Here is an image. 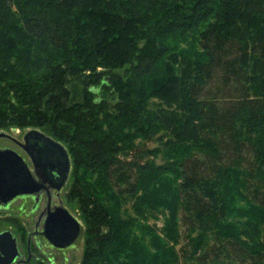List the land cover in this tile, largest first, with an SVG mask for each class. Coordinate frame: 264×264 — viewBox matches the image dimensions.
I'll use <instances>...</instances> for the list:
<instances>
[{
    "label": "trees",
    "instance_id": "16d2710c",
    "mask_svg": "<svg viewBox=\"0 0 264 264\" xmlns=\"http://www.w3.org/2000/svg\"><path fill=\"white\" fill-rule=\"evenodd\" d=\"M13 127L45 129L98 176L72 189L82 264L136 249L129 198L142 218L168 213L175 245L188 233L184 264H264V0H0V131ZM148 142L184 149L171 192Z\"/></svg>",
    "mask_w": 264,
    "mask_h": 264
},
{
    "label": "flooded vegetation",
    "instance_id": "af4514ba",
    "mask_svg": "<svg viewBox=\"0 0 264 264\" xmlns=\"http://www.w3.org/2000/svg\"><path fill=\"white\" fill-rule=\"evenodd\" d=\"M30 131L42 133L44 139L28 137ZM16 132L2 131L7 136L0 138L4 140L0 152L6 154L3 164L14 173L12 182L0 190V264H58L63 259L60 255L72 248L80 236L63 248L54 242H66L73 220L80 224V235L85 229L80 209L82 218L72 210L75 201L79 207V200L72 190L75 180L71 152L62 141L39 128L19 136ZM51 141L62 146L65 156ZM57 225L63 227V232L54 234L51 231Z\"/></svg>",
    "mask_w": 264,
    "mask_h": 264
},
{
    "label": "rangeland",
    "instance_id": "374dc122",
    "mask_svg": "<svg viewBox=\"0 0 264 264\" xmlns=\"http://www.w3.org/2000/svg\"><path fill=\"white\" fill-rule=\"evenodd\" d=\"M182 46L186 48L189 47V46H185V44H183ZM12 129L17 130L18 132H16L15 135L19 136L31 128L26 127L23 129H18L17 127H13L2 131L10 133ZM41 130L48 133L45 129H41ZM141 142L142 140L140 139L137 141L138 144H140ZM3 143L4 140L0 139V145ZM63 144L70 150L69 143L63 142ZM145 150H154V154L152 156H149V160L153 161L157 167H163V168L168 167L165 170L166 173L162 174L160 172H154L153 175L158 174V178L155 183L157 184L156 186L157 188H161L164 191L171 192V190L174 189L179 182L177 174H175V171L177 169L176 162L181 158L180 154L181 153L183 154L182 150L184 149L180 150L179 147V148L166 150L163 148H157V144H155L154 142H148L146 143L145 147L142 148L141 151L143 152ZM71 156H72V180L73 181L75 180L74 182H76V178H78L81 184H83L84 186H88L89 190H91V192H94V187L98 186V176L97 175L91 176L89 172H87V167H85V165L82 164L79 156H77V159H79L77 165L79 167H76L74 163L75 161L74 157L73 155ZM156 195H157L156 199L152 201H157V199L161 198L163 194L157 193ZM130 200L131 198L124 200V205H122L123 208L122 216L125 219L128 218L134 219V221H136L138 225V227H135V229L133 230V233L131 234V238L129 240L130 246L136 247V249L122 253L118 251L119 250L118 248H115V253H112L109 256L108 260L113 261L112 264H132L133 262H137L138 264L140 263L184 264L182 258H183V254L185 253V250L188 249L186 246V244L189 243V240L187 239L186 236L188 233H185V230L183 229L181 231V239L179 241V244L175 245L171 237V234L174 240H176L178 234H175L173 231L174 223L173 222L169 223L168 213L163 211L153 212L151 210H146V212L143 213V218H142L141 216H138L134 211V204H136V202L132 203ZM151 204L159 205L158 203H151ZM144 207L143 209H145ZM233 207L240 210V209H246L247 205L240 198H236ZM72 210L75 212V214L78 217L80 215L79 218H82L81 214H79V207L76 201L74 202V206H72ZM193 237H195V235H193ZM86 239L87 237H86L85 229H83L80 238L76 241L74 246L64 251L60 255L63 256V259H61L58 264H82L85 248H86ZM153 245L164 246L165 253L163 254L161 251H159L158 253V251H155L153 249ZM136 251H139L141 255L136 256L132 253ZM173 252L177 254L178 257L175 254H173ZM173 255L175 257H173ZM103 264H107V263H103Z\"/></svg>",
    "mask_w": 264,
    "mask_h": 264
},
{
    "label": "water",
    "instance_id": "95a60500",
    "mask_svg": "<svg viewBox=\"0 0 264 264\" xmlns=\"http://www.w3.org/2000/svg\"><path fill=\"white\" fill-rule=\"evenodd\" d=\"M5 136H7V134L2 133V132L0 133V138L5 137ZM27 136L28 137L36 136V138H38L39 141L44 139V135L42 133L38 132V131H30L27 134ZM51 144L55 145L57 151L60 152L63 156H65L64 149L62 148V146L59 143L52 142ZM5 155H6L5 153L0 152V190H1L2 185H4L6 187L7 184H5V183L12 182L13 175H14L13 169L9 170V168L7 166H6V168H7L6 169L4 164H3V160H4V156ZM67 170H68V166H67ZM24 176H25L24 178L27 180L28 179V174H27L26 170L24 172ZM73 224L74 225H73L72 229L69 232V236H68L66 242L64 244L63 243L62 244H58L57 242H54V243H56L57 246L62 247V248L63 247H67V246L72 245L78 239V237L80 236L81 227H80V224L77 221L73 220ZM62 228L63 227H60V225H57L56 227L53 228V230L51 232H53L54 234H57L58 232L59 233L63 232ZM53 239H56V238H52V241H54ZM12 247H13V245H12ZM13 249H14V247H13ZM0 250H1V252H3L1 246H0ZM13 259L14 258H12L11 261H13Z\"/></svg>",
    "mask_w": 264,
    "mask_h": 264
}]
</instances>
